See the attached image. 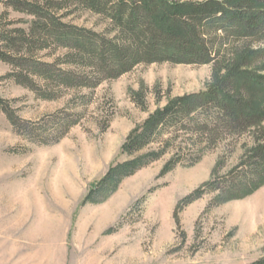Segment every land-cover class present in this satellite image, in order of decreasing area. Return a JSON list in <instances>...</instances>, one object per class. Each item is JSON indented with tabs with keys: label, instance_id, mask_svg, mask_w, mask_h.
Returning <instances> with one entry per match:
<instances>
[{
	"label": "rangeland",
	"instance_id": "374dc122",
	"mask_svg": "<svg viewBox=\"0 0 264 264\" xmlns=\"http://www.w3.org/2000/svg\"><path fill=\"white\" fill-rule=\"evenodd\" d=\"M34 18L0 0V29L28 30ZM64 20L106 27L102 16L81 8ZM63 52L40 55L51 61ZM15 71L0 60V96L22 122L46 125L64 109L81 113L59 141L41 143L19 134L0 104V264L264 262V185L211 209L212 195H205L181 209L176 221L180 201L214 176L224 144L193 166L184 161L163 172L170 151L104 200L87 198L93 183L128 158L123 145L130 133L169 99L203 90L211 64L144 63L93 89H62L54 99L20 84ZM240 154L234 149L224 170Z\"/></svg>",
	"mask_w": 264,
	"mask_h": 264
},
{
	"label": "trees",
	"instance_id": "16d2710c",
	"mask_svg": "<svg viewBox=\"0 0 264 264\" xmlns=\"http://www.w3.org/2000/svg\"><path fill=\"white\" fill-rule=\"evenodd\" d=\"M6 5L35 18L28 30L0 29V60L14 65L16 81L44 99L58 97L62 89L96 88L144 63L212 65L203 90L169 99L130 133L123 145L128 158L92 184L88 199L104 200L123 179L170 151L163 172L184 161L193 166L222 144L227 151L214 176L180 201L177 223L178 212L205 195H212L211 209L264 185V0H6ZM80 8L102 16L105 29L64 20ZM47 49L64 52L48 61L40 55ZM0 104L19 134L41 143L59 141L80 122L81 112L64 109L35 126L19 120L1 96ZM236 148L237 162L224 170Z\"/></svg>",
	"mask_w": 264,
	"mask_h": 264
}]
</instances>
